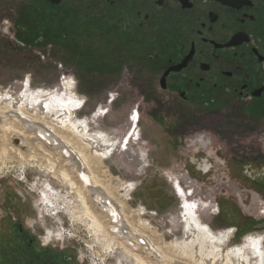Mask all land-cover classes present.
<instances>
[{
  "label": "rangeland",
  "instance_id": "1",
  "mask_svg": "<svg viewBox=\"0 0 264 264\" xmlns=\"http://www.w3.org/2000/svg\"><path fill=\"white\" fill-rule=\"evenodd\" d=\"M29 3L30 0H0V107L16 110L25 107L29 114L44 117L57 131L71 137L73 134L61 127L68 124V118L59 114L57 104L49 110L38 101L53 98L57 93L64 99H75L74 91L85 99V109L78 113L82 110L78 104L76 110H80L73 109V118L89 132L90 153L102 157L99 161L91 160V170L103 181L101 183L108 184L110 192L113 191L127 222H132L140 232L156 233L155 237L162 238L166 246L181 250L169 253L163 249L169 262L200 264L189 257L191 241L207 232V236L219 239L217 247L224 255L229 254V264H239L242 259L250 264H264V255L257 252V245L246 239L251 234L264 236V115L255 118L257 115L237 101L220 110L197 111L192 118L179 122L180 132L204 133L205 138L213 142V170L209 175L198 173L192 168L190 159L192 152L199 148L179 146L174 138L178 135L177 128V132L165 139V128L161 122H155L163 111L157 105L161 94L153 79L147 81L136 75L123 82H129L128 86L115 90L124 79L122 73L127 66H121L116 75L104 77L98 74L92 62L83 69L80 48L71 49L69 54L64 51L66 43L60 42L59 34L53 39L49 36L48 16L44 10L47 7H41V0L35 5L38 26L23 30L24 27L16 24L14 11ZM146 87L153 92L149 97L156 103L146 101V106L136 111L135 104ZM113 93L117 101L111 107L109 99ZM28 97L38 101L33 103ZM178 108L184 111L183 106ZM135 113L139 121L134 118ZM10 134L0 129L3 140L0 141V238L5 231V219L10 220L8 212L12 211L23 221L24 229L32 236H40L43 242L51 232H63L62 240H54L48 246L55 245L59 252L62 247L66 248L64 250L75 255L79 263L136 264L134 256L118 242L110 251L102 240L95 238L76 191L62 180L53 179L46 159L30 158L28 154H32V149L16 145ZM72 139H76L74 135ZM33 146L42 154L39 145ZM4 149L10 153L2 154ZM19 154L25 156L20 160ZM234 161L246 164L244 174L231 166ZM57 169L65 167L57 163ZM129 184L134 189L128 198L129 190L125 187ZM185 215L192 220L198 217L197 233H186ZM102 220L108 222L106 217ZM205 226L208 230H203ZM238 227L237 232L243 235L241 239L244 238L242 241L227 233ZM226 228L230 229L226 231ZM9 230L12 233L8 235L15 241L18 235L14 236L12 228ZM1 242L0 239V257H3ZM126 246L143 256V251L136 252L127 243ZM15 247H11L10 255L21 253V246ZM147 260L160 262L152 256ZM4 263L1 259L0 264Z\"/></svg>",
  "mask_w": 264,
  "mask_h": 264
},
{
  "label": "flooded vegetation",
  "instance_id": "2",
  "mask_svg": "<svg viewBox=\"0 0 264 264\" xmlns=\"http://www.w3.org/2000/svg\"><path fill=\"white\" fill-rule=\"evenodd\" d=\"M38 1L30 0L29 6L14 11V20L23 30L38 26L35 13ZM41 1V7H47L44 10L48 16L49 36L53 39L59 34L60 42L66 43L64 51L69 54L71 49L80 48L83 69L92 62L98 74L104 77L116 75L121 66H127L122 73L124 79L115 87L117 91L128 86L129 82H123L136 75L147 81L153 79L161 94L157 105L163 111L155 122H161L165 128V139L177 132L179 122L192 118L197 111H216L237 101L257 115L255 118L264 115V0ZM72 93L77 106L80 104L82 108L80 113L85 109V99ZM150 93L153 92L146 87L135 104L138 111L146 106V101L155 102L149 97ZM110 99L112 107L117 101L116 95L110 94ZM179 105L184 107L183 112ZM133 116L136 121L140 119L137 113ZM152 134L149 132L150 136ZM205 137L204 133L180 132L179 129L174 136L179 146L199 148L192 152V168L209 175L213 170L214 148L211 139ZM64 166L66 169L75 167L74 164ZM231 166L245 173L244 162L234 161ZM125 188L129 190V198L134 187L129 184ZM90 192L89 200L99 211ZM217 211L219 216V206ZM8 217L10 220L5 219V231L0 238L4 251L0 260H4V264H8L6 261L14 262L9 264H83L84 261L79 263L75 255L64 250L66 248L62 247L59 252L55 245L48 246L54 240H62L63 232H51L45 236L44 243L40 236H32L24 229L23 221L14 212H8ZM10 228L14 236L18 235L15 241L8 235L12 233ZM238 229L227 233H231L233 239L235 235L241 239L243 235ZM246 239L253 240L257 252L264 255V236L251 234ZM131 242L135 244L133 249L141 252L133 239ZM15 245L21 246V253L10 255ZM44 245L48 247H42Z\"/></svg>",
  "mask_w": 264,
  "mask_h": 264
},
{
  "label": "bare ground",
  "instance_id": "3",
  "mask_svg": "<svg viewBox=\"0 0 264 264\" xmlns=\"http://www.w3.org/2000/svg\"><path fill=\"white\" fill-rule=\"evenodd\" d=\"M59 95L62 94L57 93L53 98L43 101H38V99L31 97H28V99H30L33 103L38 101L43 108L49 110L53 109V104L56 103L59 108V114L64 116L67 115L68 118V124L61 126L63 127V131L67 130L69 133H72L76 138L75 140L72 139L73 135L71 137L69 136L70 134L65 136V134L57 131L45 120L44 117L29 114L26 112L25 107H21L17 110L12 107H0V129L4 132V134H10L9 132H13V136L10 134L11 137H14L13 140L19 139L21 147L24 149L27 147L32 149V154H28L30 158L36 159L41 157L46 159L49 166L48 171L51 175L57 177L60 181L62 180L76 191L83 210V215L87 219L86 221L90 225L92 232L95 233V238L102 240L103 245L105 244L104 247H107L108 250L110 249L111 251L112 246L118 242L134 256L136 264H188L176 260H171L169 262V257L166 256L165 250L163 249H167L169 253L180 252V249L176 250V248H172L170 245L166 246L162 238L155 237L156 233L150 235L149 232V234H147V232H140L132 225V222H127V218L125 219L123 210L119 207L120 203H118L112 193L113 191L110 192L106 187L108 184L104 185L101 183L103 181H100L95 172L91 170V160L96 161L97 159V161H99L102 157L98 153H90V146L87 143V140H91L89 132L86 127H83L82 123L78 122L76 118H73L77 102H75V99H64L62 98L63 95L60 97ZM78 109L76 111H78ZM136 111L138 110L136 109ZM43 115L44 114H42V116ZM0 141L3 140L0 139ZM34 144L41 147L42 154H38V151L36 150L37 147L33 146ZM45 145L48 148L45 147ZM76 145L78 147H76ZM11 149L14 150L13 147ZM7 151L4 149L1 152L2 154H7ZM17 151L20 152V150ZM22 157L20 155L19 159L21 160ZM56 157L59 159L56 160ZM57 163H60L63 167H65L64 165L66 164L69 167L74 164L75 167L71 170L66 168L58 170ZM71 172L73 173L70 174ZM91 190H95V192ZM89 192L91 193L93 200L96 202V206H98L99 211L105 213L95 210V206L89 200ZM185 207L186 206L184 204V208ZM194 210L196 211L195 207ZM102 217L103 219L106 217L108 222L105 223V220L103 221ZM185 218L186 229L188 230H186V233H197V227H199L200 224L197 219L198 217L196 216V219L192 220L188 215H185ZM125 224L130 225H128L129 229ZM203 228V230H208L206 226ZM130 238L135 241L137 247H141L140 251H145L143 252V256L141 253H134L126 246L127 243L129 246L133 248L135 247V244L131 242ZM125 241L127 242L125 243ZM218 242L219 239L217 237L207 236V232H204L203 236L197 235L196 240L191 241L193 246L189 251V257L194 260L197 259L200 264H229V254L227 253L224 255L222 249L217 247ZM134 251L137 252V250ZM146 256L147 258H145ZM150 256L154 259H158L160 262L152 263L148 261L147 259H149ZM239 264H250V262L246 259H242Z\"/></svg>",
  "mask_w": 264,
  "mask_h": 264
},
{
  "label": "water",
  "instance_id": "4",
  "mask_svg": "<svg viewBox=\"0 0 264 264\" xmlns=\"http://www.w3.org/2000/svg\"><path fill=\"white\" fill-rule=\"evenodd\" d=\"M55 2H59V1L55 0ZM14 142L16 145H21V142L19 141V139H15Z\"/></svg>",
  "mask_w": 264,
  "mask_h": 264
},
{
  "label": "trees",
  "instance_id": "5",
  "mask_svg": "<svg viewBox=\"0 0 264 264\" xmlns=\"http://www.w3.org/2000/svg\"><path fill=\"white\" fill-rule=\"evenodd\" d=\"M137 190V189H136Z\"/></svg>",
  "mask_w": 264,
  "mask_h": 264
}]
</instances>
